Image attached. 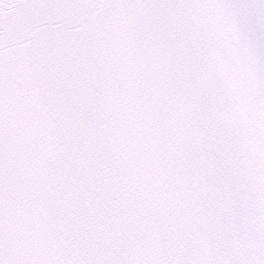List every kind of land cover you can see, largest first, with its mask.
<instances>
[{
  "label": "snow or ice",
  "instance_id": "1",
  "mask_svg": "<svg viewBox=\"0 0 264 264\" xmlns=\"http://www.w3.org/2000/svg\"><path fill=\"white\" fill-rule=\"evenodd\" d=\"M0 264H264V0H0Z\"/></svg>",
  "mask_w": 264,
  "mask_h": 264
}]
</instances>
